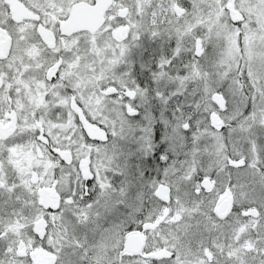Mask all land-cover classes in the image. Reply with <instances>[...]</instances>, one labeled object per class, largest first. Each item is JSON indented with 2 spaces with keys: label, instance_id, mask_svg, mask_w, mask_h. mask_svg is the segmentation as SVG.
Masks as SVG:
<instances>
[{
  "label": "snow or ice",
  "instance_id": "snow-or-ice-1",
  "mask_svg": "<svg viewBox=\"0 0 264 264\" xmlns=\"http://www.w3.org/2000/svg\"><path fill=\"white\" fill-rule=\"evenodd\" d=\"M0 264H264V0H0Z\"/></svg>",
  "mask_w": 264,
  "mask_h": 264
}]
</instances>
